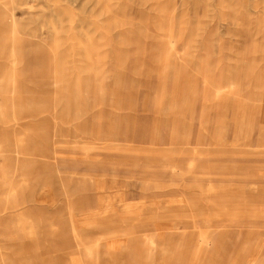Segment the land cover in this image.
I'll use <instances>...</instances> for the list:
<instances>
[{
	"label": "rangeland",
	"instance_id": "obj_1",
	"mask_svg": "<svg viewBox=\"0 0 264 264\" xmlns=\"http://www.w3.org/2000/svg\"><path fill=\"white\" fill-rule=\"evenodd\" d=\"M0 264H264V0H0Z\"/></svg>",
	"mask_w": 264,
	"mask_h": 264
}]
</instances>
